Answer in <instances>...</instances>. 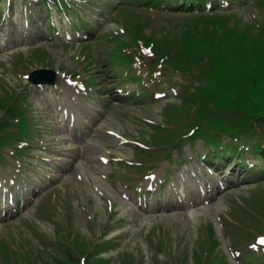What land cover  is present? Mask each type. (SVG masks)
<instances>
[{
  "label": "rangeland",
  "instance_id": "rangeland-1",
  "mask_svg": "<svg viewBox=\"0 0 264 264\" xmlns=\"http://www.w3.org/2000/svg\"><path fill=\"white\" fill-rule=\"evenodd\" d=\"M117 1L119 0H92L85 4L86 9H89L86 14L89 26L91 30L94 27L96 36H99L96 40H92L90 36L85 42H89L87 53L82 50L83 44H61V38H55L54 29L50 30L48 27L44 7L40 6L38 9L31 0H17L13 3L12 11L17 10V14L13 22L8 20L5 29L0 21V85L4 83L19 87L18 91L25 89L26 102L35 118L33 124L37 126L34 132L38 130L30 144L26 161L14 165L10 157L12 147L3 150L6 159L2 155L5 160L0 166V185L10 187L13 180L14 189L25 187L28 190L23 193L24 197H20L22 205L14 213L8 208L9 214L5 215V207L0 203V241L7 242L12 250L21 252L34 245L41 247L43 243L39 240L40 236L46 235L47 240L56 238L53 230L58 227L66 245L70 244L73 232L86 237L90 243H97L104 235H108L106 240L114 242L106 245L110 251L103 256L109 262L104 264H124L121 254L124 256L125 253H129L132 258L136 257L141 264H179V259L181 264H197L195 251L205 255L203 241L209 224H212L220 242L216 250L227 257V264H258V260L251 256L253 250L248 249L254 239L245 233L239 235L238 227L245 224L250 225L246 229H253V223L240 209L251 208L250 199L253 195L264 197V187H256L264 174L250 181H243L249 172L241 175V170L228 169L229 172L226 171L225 175H233L228 180L235 184L216 198L209 197V203L206 204L205 199L199 200L197 190H194L195 196L188 194L195 188L191 172L194 175L198 172L199 176L205 174V167L201 163L196 164L201 162V157L208 150L206 145L203 149L201 141L195 140L190 145L185 140L180 151H161L160 147L148 145L152 156L147 158L137 152L135 145L119 142L108 134L109 130H115L130 141L145 143L141 136L151 132L148 130L152 125L150 123H165L163 109L167 103H175L174 98L177 97L172 95L170 86L177 88L179 96L182 90L179 85L185 83L181 75H166L163 71L161 77L157 73V78L161 77L159 90L166 91L168 95L155 102L152 95L151 99L146 97L143 89L135 82L123 81L121 67L107 63L108 57L104 49L113 48L109 43V35L125 24L123 17L122 23L117 15ZM135 6L141 20L147 16L152 20V26L146 30V34L160 26L173 29L190 18L185 14L161 13L138 4ZM7 9V0H0V11ZM241 14L245 17L256 16L259 20L261 15L252 6H248ZM82 16H85L84 13ZM100 17L102 19L98 21ZM27 18L34 23L30 29L25 26ZM114 19L118 22H112ZM8 24L10 28H7ZM62 26L70 28L69 24H59V28ZM89 32L91 33L90 30ZM38 50L45 51L48 58L45 57L43 61L33 60L31 65L26 64L27 62L20 64V56L27 61V57L35 56L34 52L37 55ZM14 65L18 68L15 69ZM41 66L74 69L89 84L90 75L97 76L91 93L93 95L96 89L101 88L99 100L88 96L77 101L83 109H89L83 114L84 118L78 120V126L82 130L69 127L61 114L60 109L69 106V100L75 95L74 89L66 87L63 77L57 88L48 87L46 91V88L41 90L27 84L28 80H25L24 75ZM138 66L137 64L134 69L143 72ZM123 71L126 79H134L133 74H128L127 68L123 67ZM117 88L124 90L129 96H117ZM1 95L3 91L0 86ZM181 131L186 135L189 132L186 128H181ZM37 140L43 141L37 143ZM52 146L56 147L51 150ZM168 152L172 154V159L179 160L177 164L169 165L165 157ZM39 156L49 161L38 159ZM101 157L108 159L106 165L101 162ZM259 162L260 160H254V170L259 169ZM262 164L264 165L263 162ZM22 165L23 171L18 181L17 174ZM142 165L145 166L144 169H141ZM148 166L154 167L146 169ZM176 166L181 167L178 169ZM196 167H199L198 171ZM163 170L167 175L171 174L170 182L150 198L146 208L140 207L131 193V184L135 185L134 190H140L148 183L145 175L148 177L155 172L163 177ZM35 187L39 190L31 194V189ZM235 210L237 215L234 214ZM250 211L253 212V209ZM222 217L226 220L220 221ZM261 217L264 218L263 215ZM263 218L260 219L264 221ZM249 221L250 224H247ZM232 224L235 227L231 228ZM228 227L232 229L231 236ZM161 231H165V235L162 233L163 236L159 237ZM252 234L254 235L253 230ZM154 236L159 237L164 245H158ZM231 246L239 248L242 255L238 257ZM75 256L79 261L87 258L76 253ZM86 260L88 262L89 259ZM213 264H221V261L216 259Z\"/></svg>",
  "mask_w": 264,
  "mask_h": 264
},
{
  "label": "trees",
  "instance_id": "trees-1",
  "mask_svg": "<svg viewBox=\"0 0 264 264\" xmlns=\"http://www.w3.org/2000/svg\"><path fill=\"white\" fill-rule=\"evenodd\" d=\"M179 37V35H174L172 39L165 38L164 41L167 39V43L174 45L177 41L182 42L183 48H186L180 52L181 60L185 62L184 67H188L192 62L197 63L201 58H209L218 61L226 69L225 72H216L215 69L209 71V80L206 84L209 93L203 103H213L217 109L232 111L236 116L235 122L241 128L244 127L241 122L250 123L252 119L264 125V35L261 34L262 40H259L258 37L247 35L244 30L225 29L217 45L211 40L208 32L198 39L185 33L180 39ZM2 109L11 111L12 117H15V113L23 116L20 110L9 108L4 103H0V110ZM223 116L206 113L201 118L211 128L222 131V133H229L233 128L225 119L226 116ZM6 123L7 125H0V130L8 126L7 121ZM4 139L2 137L0 141L3 142ZM215 141L216 138L213 139V142ZM258 151L264 156V148L258 146ZM211 234L214 235L213 230ZM56 239L59 244L62 238L59 236ZM74 239L78 242L79 236H75ZM212 245L215 248L218 242L213 240ZM53 247L54 252L46 249L43 252H31L30 255L24 254L22 261L27 264H77V259L74 258L70 249L56 243ZM216 259L219 258L210 257L208 264H212ZM121 261L124 264H141L129 253L122 255ZM7 262L8 264H19L18 260L12 258H9ZM91 262L104 264L106 261L99 257L98 252Z\"/></svg>",
  "mask_w": 264,
  "mask_h": 264
},
{
  "label": "water",
  "instance_id": "water-1",
  "mask_svg": "<svg viewBox=\"0 0 264 264\" xmlns=\"http://www.w3.org/2000/svg\"><path fill=\"white\" fill-rule=\"evenodd\" d=\"M39 74V73H38ZM38 74H34L33 75V79L36 81V82H42V83H45V82H50L51 84L54 83L55 81V77L54 75L52 74L51 77L49 79H44V78H40V75ZM38 77V78H37Z\"/></svg>",
  "mask_w": 264,
  "mask_h": 264
}]
</instances>
